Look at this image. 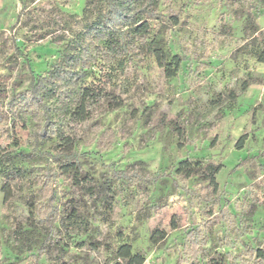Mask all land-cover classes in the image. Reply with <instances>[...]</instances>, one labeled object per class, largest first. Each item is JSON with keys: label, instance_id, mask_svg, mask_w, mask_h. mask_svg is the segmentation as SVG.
Masks as SVG:
<instances>
[{"label": "rangeland", "instance_id": "374dc122", "mask_svg": "<svg viewBox=\"0 0 264 264\" xmlns=\"http://www.w3.org/2000/svg\"><path fill=\"white\" fill-rule=\"evenodd\" d=\"M149 2L138 14L149 34L87 36L70 91L58 99L45 86L35 103L22 98L68 64L105 2L0 0V145L11 153L0 173V264H116L122 244L144 264H206L217 254L251 264L264 242V0H157L155 14L142 11ZM86 86L122 94L123 105L102 101L75 119ZM185 161L198 164L191 177L179 171ZM71 162L93 176V193L63 173ZM210 163L221 165L215 189ZM10 169L20 189L6 200ZM69 198L78 215L62 225L50 209ZM50 231L58 242L47 253Z\"/></svg>", "mask_w": 264, "mask_h": 264}, {"label": "trees", "instance_id": "16d2710c", "mask_svg": "<svg viewBox=\"0 0 264 264\" xmlns=\"http://www.w3.org/2000/svg\"><path fill=\"white\" fill-rule=\"evenodd\" d=\"M105 2V8L103 12H100L97 16V20L94 24L85 30L84 37L77 38L75 40L78 46V51L76 54H72L71 58L68 60V64L63 66H58L56 69L48 71L46 75H41L36 80L32 88L28 90V95L23 96L22 101L28 99L29 97L34 100L35 103L38 102V93L42 91L45 86L49 87L58 99H63L64 96L70 91L77 79V74L73 70V65L80 64L87 52L85 46V41L87 36L93 37L97 35L106 41H111L115 33L120 30L123 37L126 38L128 42H131L133 38L144 37L150 32V26L147 21L139 22V13L141 11L142 0H102ZM150 2L143 8L142 11L155 14L153 8L156 5L157 0H149ZM127 29L125 33L123 30ZM155 54L160 66L164 65L165 56L163 51L160 49L155 50ZM259 62L264 63V45L257 55ZM105 101L107 106L111 109L118 108L123 105V96L120 93H115L113 90H109L105 87H94L86 86L82 89L79 96V100L73 110V117L79 121H85L89 119L92 113L96 110L97 106ZM240 141H243V137ZM11 160V153L6 150L5 147L0 145V173L4 172L3 163ZM63 173H72L73 184L79 188L82 192H94V178L89 173H83L82 167L77 162L67 163L64 168ZM198 164L192 165L191 162L185 161L182 163L180 172L184 173L185 177H191L198 170ZM207 169V179H209L210 186L216 188L215 175L220 171L221 165L210 163L206 166ZM19 174L18 170H8L5 174V182L3 184V191L5 193V199L9 200L15 190L20 189V182L16 181L12 183L14 176ZM86 184H89L88 186ZM49 193L51 199L55 198L53 190L49 188ZM107 208L108 210L113 209V196L111 190L107 192ZM63 208L59 210L56 205H52V214L56 218H59L60 223L65 225V221H72L78 215L77 200L75 198H69L63 202ZM49 214L46 216H41L39 221L44 223L48 218ZM16 235L18 238L23 237V230L18 224L16 227ZM157 233V232H156ZM165 237L164 232H160L156 237L153 236V241L156 242ZM58 242V238L54 237L53 232L50 231L46 238L44 239L42 250L45 249L47 253H51L54 245ZM197 242L194 241V255L193 257L198 260L199 251L196 250ZM253 261L251 264H264V242L253 249ZM116 257L119 262L116 264H144L145 257L137 252H133L129 244H122L118 247L116 251ZM195 264V263H194ZM206 264H228L223 255L217 254L209 258Z\"/></svg>", "mask_w": 264, "mask_h": 264}]
</instances>
